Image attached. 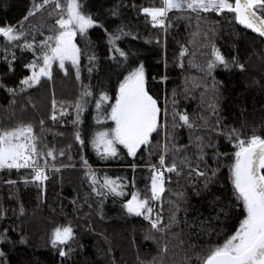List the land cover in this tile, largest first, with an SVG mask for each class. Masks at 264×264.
I'll use <instances>...</instances> for the list:
<instances>
[{"label": "trees", "instance_id": "1", "mask_svg": "<svg viewBox=\"0 0 264 264\" xmlns=\"http://www.w3.org/2000/svg\"><path fill=\"white\" fill-rule=\"evenodd\" d=\"M80 2L84 5L83 11L91 13L109 32L123 24L124 31L131 33L119 42V46L131 53L129 60L134 61L133 66L143 62L147 87L150 94L158 99L161 109L167 106L171 114L175 99L177 110L187 112L195 127L192 130L187 127L176 130L173 142L178 147L189 145L190 136L203 137L206 143L215 146L204 148V160L208 166L215 168L217 165L211 158L214 152L234 151L222 136L207 130L215 125L217 119L224 126L246 129L249 136L253 128L257 129L256 134L264 135L261 128L264 124V42L256 34L234 22L229 23V16L202 14V18L197 20L195 15L174 10L168 16V28L164 32V28L154 27L151 19L139 11L141 7H159L161 0ZM31 4L32 0H0V26L15 25L19 28L18 22L28 14ZM113 8H117L118 17L111 15ZM29 24H42L40 30L47 36L48 29L55 24V17H48L45 10L29 17L23 27L28 29ZM198 30L200 34L193 36ZM204 33H207V39ZM40 39L43 36L37 34V42ZM75 39L82 50L91 41L94 48L89 49L88 54L94 53L97 57L91 73L85 67L88 65L87 57H81L79 81L74 70L65 75L54 65L52 80L42 81L17 96L0 88V126L11 127L18 121L30 122L41 144L65 153L55 161L60 170L48 171L49 178L42 184L31 182L30 170H0V209L3 210L0 232L7 229L10 240L0 242V251L5 253L0 264H197L196 255L200 246L222 242L226 238L222 233L234 231L241 218L237 210H230L227 217L220 213L219 219H215L217 208L226 206L231 195L227 167L231 161H220L222 167L217 179L209 183L207 189L203 186L205 181L202 177L194 176L189 181L187 170L179 177L170 174L171 182H166L162 205H158L162 207L163 223H167L170 212L168 202L179 204L177 223L168 232L152 231L143 217L125 214L121 209L123 198L109 195L101 205V198L91 192L84 176L81 156L93 169L101 170L99 175L106 173L111 177H122L127 183L125 191L129 195L134 182L135 189L141 190L143 196L150 178L147 165L157 162L160 154L157 141L163 143V135L157 137L153 134L150 145H142L135 157L127 156V150L120 146L119 157L103 160L91 145L82 146L75 140L72 124L75 112L71 107L62 117L58 116L55 121L51 119L53 99L59 112L61 102L68 107L80 96L82 85H90L94 93L97 90L108 92L110 102H114L115 88L122 79V76L118 78L120 68L114 61L106 59L108 51L103 29L94 27L88 30L86 39L82 40L79 36ZM209 42L215 43L229 59L238 56L240 63L245 65L243 71L235 67L224 69L222 66L214 70L213 76L222 82L218 99L211 90L212 79L206 78L199 67L206 58L201 53L209 51L201 45ZM5 43L0 37V46ZM181 46L187 50L183 57L180 56ZM11 52L15 53L16 59L12 60L11 53L8 55L13 66V71L9 72L3 48L0 47V83L16 87L23 76L30 74L23 64L32 59V54L18 48L11 49ZM87 99L80 117L82 134H90L97 129V115L102 117L104 109L108 108L107 104L103 105L97 113L95 99ZM213 99L217 103L215 112L209 106ZM12 100H15V105L10 103ZM41 120L44 121L43 129L39 123ZM103 122L106 127L112 124L107 120ZM168 123L171 124V119ZM187 155H196L191 145ZM200 169H205L204 163L200 164ZM25 179L29 182L25 183ZM11 181L15 183H9ZM216 197L221 203H212ZM101 207L103 218L98 214ZM68 223L73 227L75 237L69 245H65V250L70 246L72 252L60 257L57 249L49 243V235L55 226ZM204 230H210L211 236ZM22 236L26 243L19 242ZM146 236L155 239H146ZM165 246L167 250L162 252Z\"/></svg>", "mask_w": 264, "mask_h": 264}, {"label": "snow or ice", "instance_id": "2", "mask_svg": "<svg viewBox=\"0 0 264 264\" xmlns=\"http://www.w3.org/2000/svg\"><path fill=\"white\" fill-rule=\"evenodd\" d=\"M84 5L80 0H32L28 14L20 22V27L15 25L0 26V37L6 42L3 46L4 59L8 65V71H13L12 60L16 59L11 49L18 48L22 52H31L32 59L23 64V68L29 71L20 79L16 87H7L0 83V88L12 96L24 93L28 89L38 86L42 81H50L53 78L54 65L57 69L68 75L74 70L75 77L81 79V57L85 56L88 65H85L89 73L95 66L97 57L93 53L88 54L89 49L94 48L91 41L82 50L76 41L79 36L86 39L89 29L98 27L104 30L106 37L108 56L106 59L112 60L120 68L118 87L115 88L114 102H110L108 92L104 90H94L90 85H82L80 96L75 102H71L68 107L61 102L59 112L57 102L52 100L51 119L55 121L58 116L65 115L69 107L75 112V119L72 121L75 128L74 138L82 146L91 145L93 150L103 160L117 158L123 149L126 155L135 157L137 150L142 145L149 146L153 134L157 137L163 135V143L157 141L160 154L156 163L149 162L147 167L150 172L149 182L143 190L135 189L133 182L130 195L125 189L127 183L122 177H111L106 173L101 176V170L93 169L88 161L81 156L84 176L89 182L91 192L96 197L101 198L100 204L109 195L114 198H123L121 204L122 211L128 216L143 217L150 225V229L155 232L165 233L171 230L177 223V212L179 204L169 201V216L167 223H163L162 194L166 191V182H171V175L177 177L187 170L189 181L195 176L204 178V188H208L209 183L217 179L222 159H228L231 163L228 167V179L231 185V195L226 206L217 208V216L223 213L225 217L230 210H237L239 222L234 231L230 234L222 233L226 236L222 242L208 243L200 246V252L196 255L197 264H264V135H259L257 129H251L252 135H247V130H240L222 125L217 119L214 126L207 130L218 136H222L231 145L234 151L219 153L214 152L211 157L217 165L211 168L204 160V148L215 147L211 143H206L201 136L191 137L189 145L194 148L196 155H187L189 145L177 146L175 132L180 127L194 129L195 125L190 122L187 112L178 111L176 101H172V112L169 114L167 106L162 110L158 104V99L150 94L147 87L146 74L143 62L133 66L134 61L129 60L130 52H126L119 46L123 38L131 35L124 31V25H117L111 32L104 25L95 19L91 13L83 11ZM118 8V6H117ZM117 8L111 10V15L118 17ZM47 10L50 18L55 17V24L49 28V35L44 36L43 25L29 24L28 29L23 27L29 17ZM181 14L189 13L195 15L197 20L202 18V14H214L218 17H231L229 23L242 25L244 29H250L258 34L257 38H264V0H161L159 7H141L140 12L151 19L154 27H161L166 30V18L171 11ZM43 36L38 42L36 36ZM194 33L193 36H198ZM207 39V33L203 34ZM31 37V38H30ZM21 41H23L21 43ZM201 47L209 49L206 53H201L206 58L201 64L200 71L206 78L212 79L211 90L219 97V87L222 82L217 81L213 72L218 67L230 69L235 67L241 71L245 70V65L240 63L238 56L227 58L215 43L202 44ZM187 50L181 46L180 56L183 57ZM11 53L12 60H8ZM166 79V77H161ZM89 97L95 99L97 113L103 105H108L104 109V115H97L96 121L99 127L90 134L81 132V114L85 110ZM213 99L210 107L215 112L217 103ZM110 102V103H109ZM10 103L15 105V100ZM30 103V100H29ZM171 119V124L168 123ZM111 121V126L105 127L103 121ZM43 129L44 121L40 122ZM264 129V124L261 125ZM83 135V138H82ZM183 152L184 155H180ZM64 151H57L55 147H48L41 144L40 137L34 132L32 123L18 121L11 127L0 126V170L2 169H26L30 170V180L37 184H42L48 180V171L60 170L55 161L57 157L64 156ZM169 159L171 162L169 163ZM204 163L205 169H200V164ZM61 165L60 167H64ZM135 169L136 165H132ZM29 180L25 179V183ZM9 183H15L11 181ZM195 187V185H194ZM182 197V193L180 194ZM199 195V193H197ZM212 203H221L216 197ZM91 207V206H90ZM23 208L21 207V213ZM98 214L103 218L102 207L98 209ZM3 210L0 209V216ZM208 234L211 236L210 230ZM8 230L0 232V242H10L7 235ZM219 235V234H218ZM75 237L74 229L70 223L55 226L49 235V243L57 249L60 257H66L72 252L69 246L67 251L65 245H69ZM146 239H155L153 236H146ZM26 243L22 236L19 241ZM196 246H193L195 248ZM166 246L161 249L166 251ZM5 257V253L0 251V260ZM155 259V258H154Z\"/></svg>", "mask_w": 264, "mask_h": 264}, {"label": "rangeland", "instance_id": "3", "mask_svg": "<svg viewBox=\"0 0 264 264\" xmlns=\"http://www.w3.org/2000/svg\"><path fill=\"white\" fill-rule=\"evenodd\" d=\"M170 14V13H169ZM169 16V15H168ZM166 24L168 25V17L166 18ZM168 28V27H167ZM167 28L166 30L164 29V32H167ZM104 126H105V123L103 122ZM99 127V125H97V128ZM106 127V126H105Z\"/></svg>", "mask_w": 264, "mask_h": 264}, {"label": "water", "instance_id": "4", "mask_svg": "<svg viewBox=\"0 0 264 264\" xmlns=\"http://www.w3.org/2000/svg\"><path fill=\"white\" fill-rule=\"evenodd\" d=\"M242 26V25H241ZM247 30H249L250 32H252V30H250V29H247ZM253 33V32H252ZM253 34H256V33H253ZM257 36H258V34H256ZM262 40H263V42H264V38H261Z\"/></svg>", "mask_w": 264, "mask_h": 264}]
</instances>
